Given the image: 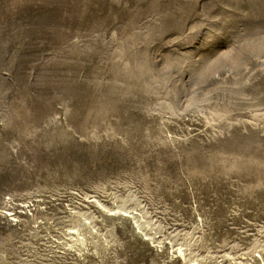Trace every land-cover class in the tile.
I'll return each instance as SVG.
<instances>
[{
	"label": "rangeland",
	"instance_id": "374dc122",
	"mask_svg": "<svg viewBox=\"0 0 264 264\" xmlns=\"http://www.w3.org/2000/svg\"><path fill=\"white\" fill-rule=\"evenodd\" d=\"M28 193L79 235L58 264H264V0H0V198Z\"/></svg>",
	"mask_w": 264,
	"mask_h": 264
},
{
	"label": "built area",
	"instance_id": "2783aa9c",
	"mask_svg": "<svg viewBox=\"0 0 264 264\" xmlns=\"http://www.w3.org/2000/svg\"><path fill=\"white\" fill-rule=\"evenodd\" d=\"M53 202L52 199L49 200L34 193L20 197L5 195L0 198V231L8 234L4 239L0 237V248L5 249L1 256H4L5 259L6 255L25 261L30 259L31 264L34 262L44 264V261L51 264L52 257L57 256V253L60 256L64 255L65 250L59 248L66 241H61V239L53 237L52 234L66 232L70 225H64L67 221L58 224L52 222L54 217H65L66 212L65 205ZM55 205L60 207H55ZM58 208H62L64 211L54 212L52 210ZM52 240L60 243L54 245V252L52 251ZM63 248L68 250V244ZM262 253L264 260V249Z\"/></svg>",
	"mask_w": 264,
	"mask_h": 264
},
{
	"label": "bare ground",
	"instance_id": "6f19581e",
	"mask_svg": "<svg viewBox=\"0 0 264 264\" xmlns=\"http://www.w3.org/2000/svg\"><path fill=\"white\" fill-rule=\"evenodd\" d=\"M52 236L61 239V241H66V243L61 244V245L64 246V245H67V244L68 245H70V244L73 245L74 242H75V240L74 239H71L70 237L73 236V237L78 238L79 235H77L74 232H68V231L67 232H63L62 231L61 233H59L57 235L54 234ZM66 238H68V239H66ZM70 240H73V241H70ZM51 243L53 244L52 251L54 252V249H55L54 248V245L55 244H60V243H57L55 240H52ZM63 246L60 247L59 249H64L66 253L64 252V255H62V256H60L59 253H57V256H55V257L53 256L52 257V259L50 261L51 264H58V262H60V261H62L64 259H67L69 253H68V250H66L65 248H63ZM0 250H2V253L5 251V249L2 248V247L0 248ZM0 257H1L0 261H1L2 264H31V260L29 259V257H26V258L29 259L27 261L21 260L19 258H12L9 255H6V259H5L4 256H0ZM33 264H38V263L37 262H34ZM44 264H47V261H44Z\"/></svg>",
	"mask_w": 264,
	"mask_h": 264
}]
</instances>
